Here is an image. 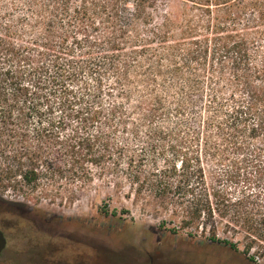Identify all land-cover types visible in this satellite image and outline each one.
<instances>
[{
    "label": "trees",
    "instance_id": "obj_1",
    "mask_svg": "<svg viewBox=\"0 0 264 264\" xmlns=\"http://www.w3.org/2000/svg\"><path fill=\"white\" fill-rule=\"evenodd\" d=\"M218 141L244 167L213 185ZM96 175L264 259V0H0V189L72 200Z\"/></svg>",
    "mask_w": 264,
    "mask_h": 264
},
{
    "label": "rangeland",
    "instance_id": "obj_2",
    "mask_svg": "<svg viewBox=\"0 0 264 264\" xmlns=\"http://www.w3.org/2000/svg\"><path fill=\"white\" fill-rule=\"evenodd\" d=\"M216 145L215 152L209 151L204 160L209 183L213 185L222 174L219 164L232 165L238 171L244 167L241 157H226L231 152L224 142L218 141ZM222 152L226 153V158ZM107 177L111 176L108 174ZM100 179L96 175L94 182L72 200L68 192L74 188L67 185L50 199L41 198L40 189L28 195L0 189V201L15 205L3 206L4 210L14 214L62 219L64 238L53 247L70 264H264V259L259 263L251 261L252 257L257 258V252L243 254V233L233 236L224 231L223 225L217 224L219 239L236 244L237 251H231L211 242L209 230L216 223L201 219L197 229H181L179 221L172 220L169 214H157L151 207L128 199L126 196L130 191L127 187L117 189L111 184H102ZM223 179L220 188L228 195L240 196L244 190L242 183ZM253 187L250 190L257 192V185ZM19 237V234H13L9 245L27 246V240Z\"/></svg>",
    "mask_w": 264,
    "mask_h": 264
},
{
    "label": "flooded vegetation",
    "instance_id": "obj_3",
    "mask_svg": "<svg viewBox=\"0 0 264 264\" xmlns=\"http://www.w3.org/2000/svg\"><path fill=\"white\" fill-rule=\"evenodd\" d=\"M3 206L15 205L0 201V231L6 241L0 252V264H70L53 247V244L64 238L65 223L62 219L43 218L37 214H14L4 210ZM13 234H19L21 240L26 239L27 246H10Z\"/></svg>",
    "mask_w": 264,
    "mask_h": 264
},
{
    "label": "water",
    "instance_id": "obj_4",
    "mask_svg": "<svg viewBox=\"0 0 264 264\" xmlns=\"http://www.w3.org/2000/svg\"><path fill=\"white\" fill-rule=\"evenodd\" d=\"M5 243H6L5 238H4L3 234H2V232L0 231V252L4 248Z\"/></svg>",
    "mask_w": 264,
    "mask_h": 264
},
{
    "label": "built area",
    "instance_id": "obj_5",
    "mask_svg": "<svg viewBox=\"0 0 264 264\" xmlns=\"http://www.w3.org/2000/svg\"><path fill=\"white\" fill-rule=\"evenodd\" d=\"M255 259V262H257V263H259L260 262V260L259 259H257V258H254Z\"/></svg>",
    "mask_w": 264,
    "mask_h": 264
}]
</instances>
